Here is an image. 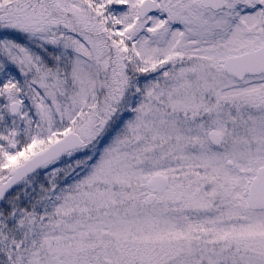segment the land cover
Instances as JSON below:
<instances>
[{"label":"snow or ice","instance_id":"obj_1","mask_svg":"<svg viewBox=\"0 0 264 264\" xmlns=\"http://www.w3.org/2000/svg\"><path fill=\"white\" fill-rule=\"evenodd\" d=\"M0 264H264V0H0Z\"/></svg>","mask_w":264,"mask_h":264}]
</instances>
